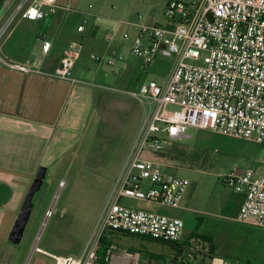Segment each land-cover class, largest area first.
I'll list each match as a JSON object with an SVG mask.
<instances>
[{
	"label": "built area",
	"instance_id": "obj_1",
	"mask_svg": "<svg viewBox=\"0 0 264 264\" xmlns=\"http://www.w3.org/2000/svg\"><path fill=\"white\" fill-rule=\"evenodd\" d=\"M55 0H15L0 17V43L18 19L40 20ZM141 18V14H138ZM164 24L132 23L130 53L150 65L157 56H174L175 62L162 84L150 79L136 90L126 91L138 102L153 105L144 119L140 137L131 148L104 206L101 228L162 242L179 241L184 220L155 211L125 205L123 197L179 208L190 185L186 177L164 172V164L144 158V150L164 151L170 144L190 136L189 128L254 141L264 146V0H167ZM87 19L77 27L84 29ZM110 37V35L108 36ZM122 37L129 39L128 33ZM50 40L42 38V53ZM73 44L63 52L49 75L70 82L78 55ZM96 61L102 56L91 55ZM0 61L20 71H33L27 62ZM112 64L111 59H106ZM41 72L40 70H36ZM177 108L167 110L165 105ZM223 181L243 194L236 220L264 228V176L252 168L233 165L222 174ZM98 239L87 253L64 256L47 253L53 264H98ZM110 245L104 264L112 261ZM135 262L134 252L121 251ZM205 264H228L214 256Z\"/></svg>",
	"mask_w": 264,
	"mask_h": 264
},
{
	"label": "rangeland",
	"instance_id": "obj_2",
	"mask_svg": "<svg viewBox=\"0 0 264 264\" xmlns=\"http://www.w3.org/2000/svg\"><path fill=\"white\" fill-rule=\"evenodd\" d=\"M166 2L167 0H104L105 7L109 10L107 18L112 22V26H115L120 18L136 23L164 21ZM124 4L127 5L125 14L117 11V8ZM138 14H141V18ZM110 32L98 35L100 40L104 38L106 41L102 40L103 46L113 44L116 47L111 56L99 54L102 56L101 61H113L114 65L101 64L105 65L103 67L109 72L134 61L129 46H123V40H127L122 37V33L133 36L126 30L125 24H121L117 33L108 41L106 36ZM174 62V56H157L146 68L136 65L141 74L138 78L164 83ZM114 81V86L125 88V81L119 78ZM115 94L123 95L117 92ZM131 101L130 97L112 100L114 110L106 129L118 130L122 127L117 137L113 138L108 130L100 128L95 132L94 127L92 131L88 126L80 135L81 138L66 148L55 164L48 165L42 187L33 198L34 206L20 243L12 244L8 240L11 225H8L6 217L1 219L3 213H0V264H53L47 253L79 256L81 253H87L101 236L116 247L112 258L115 263L128 264L132 261L121 254L122 250H127L135 253L137 264H151L156 260L169 264L172 250L168 244L111 230L97 234V230L101 228L105 203L119 175L118 171L116 172L119 161L125 156V159L127 158L139 139L143 123L141 118L147 117L152 107V104L147 102L135 104L131 117L125 120L121 113L131 106ZM165 108L174 110L177 107L166 104ZM137 124L139 128L134 135ZM188 133L189 137L178 142L183 145L181 147L190 150L194 143L209 144V148L201 152L204 158L201 157L197 165L157 160L156 155L147 150L142 153L144 158L161 161L165 173L188 179L190 185L181 202L183 208H170L143 200H133L132 205L121 202L135 208L181 217L184 220V232L179 241L190 237L194 250H201L209 255L207 249L211 245L215 252L212 257H222L228 264H264V228L235 221L230 218L232 215L225 212L224 209L234 196V191L224 183L222 177L233 165L245 167L250 164L251 161H248L245 155L236 153H254L259 145L203 129L189 128ZM126 201L130 203V199ZM193 231L194 236L191 234ZM34 244L42 251L33 249ZM158 255L162 257L159 258ZM206 257L203 258L202 264L208 261L209 258ZM195 258L192 263L198 262L200 257Z\"/></svg>",
	"mask_w": 264,
	"mask_h": 264
},
{
	"label": "crops",
	"instance_id": "obj_3",
	"mask_svg": "<svg viewBox=\"0 0 264 264\" xmlns=\"http://www.w3.org/2000/svg\"><path fill=\"white\" fill-rule=\"evenodd\" d=\"M14 1L11 0L9 5ZM2 2L3 0H0L1 4ZM44 9L47 15L43 19H18L0 43L2 58L10 63L27 62L34 69L24 72L0 61V213H3L2 220L6 217L8 225H12L38 167L44 165L48 168V165L55 164L62 152L74 145L88 126L91 130L94 127L95 132L100 128L108 130L106 125L110 122L111 112L114 110V98L130 97L131 106L121 113V116L126 117L125 120L129 119L135 104L141 102L126 91L136 90L146 81L138 78L141 74L135 67L146 66L132 54L134 61L129 65L118 66L110 72L103 67L108 65L106 61H96L91 57L99 54L105 57L113 55L116 47L113 44L104 47L101 44L104 38L100 40L98 35L110 32L114 27L106 36L110 41L123 24L120 21H134L120 18L115 26H112V22L107 18L109 10L105 7L104 0H55L53 6H46ZM117 11L125 14L127 5L118 7ZM83 19H87V22L84 29L78 31L77 27ZM132 23L124 24L126 30L134 35L137 27ZM148 23L164 24L165 20H152ZM42 38L51 42L50 49L45 54L42 53ZM126 40H123V46L128 48L131 37ZM73 44L79 49L72 67V76L78 82L49 75L65 49ZM116 78L122 81L128 78L125 88L112 84ZM115 92L123 95H117ZM143 118L146 116L141 118L144 121ZM121 128L107 132L114 138L121 133ZM137 128L138 124L134 135ZM258 145L254 153L240 151L236 154L245 155L247 160L251 161L250 164L252 163L246 164L245 167L252 168L255 175L264 176V157L260 155L264 146ZM125 157L119 161L116 172L120 173ZM243 197L242 193L234 191V196L224 209L235 221ZM126 199H130V203ZM133 200L137 201L128 197L121 199L129 205L133 204ZM182 208L180 206L177 209Z\"/></svg>",
	"mask_w": 264,
	"mask_h": 264
},
{
	"label": "trees",
	"instance_id": "obj_4",
	"mask_svg": "<svg viewBox=\"0 0 264 264\" xmlns=\"http://www.w3.org/2000/svg\"><path fill=\"white\" fill-rule=\"evenodd\" d=\"M2 1V0H1ZM1 4V3H0ZM179 141L173 142L170 144L164 151L161 152H154L156 155L155 158L157 160H170V161H175V162H181V163H186L189 165H197L199 160L204 158L202 153L204 150L209 148V144L206 142L200 143H194L193 146L191 147L192 149H185L181 143H178ZM202 152V153H201ZM201 153V155H200ZM202 157V158H201ZM192 236H194L195 232L193 231ZM146 238V237H142ZM190 238V237H189ZM187 238L182 241H174V242H163L165 244H168L172 250V256L169 264H202L204 261V257L207 256L206 258H211L213 255H215V252L213 251V246H209L207 249V252L209 255H206L203 251L201 250H194L192 247V243L190 242V239ZM150 239V238H148ZM155 240V239H151ZM158 241V240H155ZM162 242V241H159ZM110 246V242L106 240L103 236H101L98 240V244L96 247V255H97V262L98 264H104V257L106 254L107 249ZM196 256L200 257L198 262L192 263V260H195ZM157 257H162V256H157ZM152 258V257H151Z\"/></svg>",
	"mask_w": 264,
	"mask_h": 264
},
{
	"label": "water",
	"instance_id": "obj_5",
	"mask_svg": "<svg viewBox=\"0 0 264 264\" xmlns=\"http://www.w3.org/2000/svg\"><path fill=\"white\" fill-rule=\"evenodd\" d=\"M11 0H3L1 6H0V17L4 13V11L9 6ZM260 155L264 157V148L261 149ZM47 167L44 165H41L38 167V169L35 172L34 178L32 179L24 198L21 202V205L19 207V211L11 225V228L9 230V233L7 235L8 240L12 244H18L21 242V239L24 234L25 227L28 223V220L31 215V211L34 206L33 198L42 187L44 178L46 176ZM51 209V207H50ZM45 223V222H44ZM43 223V224H44ZM33 249H36L37 251H40L36 244H34ZM151 264H162L161 260L153 261Z\"/></svg>",
	"mask_w": 264,
	"mask_h": 264
},
{
	"label": "bare ground",
	"instance_id": "obj_6",
	"mask_svg": "<svg viewBox=\"0 0 264 264\" xmlns=\"http://www.w3.org/2000/svg\"><path fill=\"white\" fill-rule=\"evenodd\" d=\"M40 251H42V249L38 248Z\"/></svg>",
	"mask_w": 264,
	"mask_h": 264
}]
</instances>
